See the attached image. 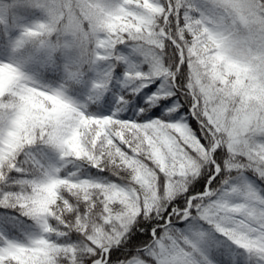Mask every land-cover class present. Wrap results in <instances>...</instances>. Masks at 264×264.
I'll list each match as a JSON object with an SVG mask.
<instances>
[{"label": "snow or ice", "instance_id": "snow-or-ice-1", "mask_svg": "<svg viewBox=\"0 0 264 264\" xmlns=\"http://www.w3.org/2000/svg\"><path fill=\"white\" fill-rule=\"evenodd\" d=\"M103 2L86 102L0 62V264H264V0Z\"/></svg>", "mask_w": 264, "mask_h": 264}, {"label": "clouds", "instance_id": "clouds-1", "mask_svg": "<svg viewBox=\"0 0 264 264\" xmlns=\"http://www.w3.org/2000/svg\"><path fill=\"white\" fill-rule=\"evenodd\" d=\"M15 7L6 9L7 16L22 9L37 10L39 19L24 26L12 43V51L21 57L17 65L36 59L54 61L63 58L62 70L67 79L82 77L86 67L96 64V48L103 31V0H3ZM85 22L88 27L85 28ZM35 30L38 35H30ZM22 69V68H21ZM26 76L36 81L32 75ZM37 82V81H36Z\"/></svg>", "mask_w": 264, "mask_h": 264}, {"label": "trees", "instance_id": "trees-1", "mask_svg": "<svg viewBox=\"0 0 264 264\" xmlns=\"http://www.w3.org/2000/svg\"><path fill=\"white\" fill-rule=\"evenodd\" d=\"M1 5L4 6V15L5 18H0V51L9 59L10 62L18 64L21 62V57L15 54L12 51V45H10V40L13 38L17 33V25L25 20L32 19L35 15H41V13L37 10H29L27 8L22 9L19 14H16L15 12L9 17L6 14V9L8 7H15L14 4H8L6 5L3 0H0ZM20 32H18L19 36ZM17 36V37H18ZM16 37V38H17ZM129 49H122V52L125 54L129 53ZM34 60H29L26 62H23L21 66L28 67L33 63ZM64 63L63 58L57 56V58L52 61L51 65L53 66V72L56 73V76H62L65 77V73L62 70V64ZM105 71V69L101 66H91L86 67L84 75L81 77L78 84L73 85L70 89L72 91V94L81 95L83 98V102H86V97L88 95L87 92H89V86L90 82L97 77V75L101 72ZM122 76V69H117L115 74V79L113 80V83L117 85L116 88L112 89L110 92H108L106 95H112L113 92H119L122 91L119 87V79ZM50 79V77H48ZM71 81V80H70ZM71 83V82H69ZM80 96V97H81ZM102 103V101H101Z\"/></svg>", "mask_w": 264, "mask_h": 264}, {"label": "rangeland", "instance_id": "rangeland-1", "mask_svg": "<svg viewBox=\"0 0 264 264\" xmlns=\"http://www.w3.org/2000/svg\"><path fill=\"white\" fill-rule=\"evenodd\" d=\"M41 15H35L32 19L30 20H25L22 23L18 24V32H21L24 26L31 25L33 22H35L37 19L40 18ZM0 18L4 19V6L1 5L0 3ZM18 34L11 38L10 40V45H12L13 41L16 39ZM0 62H10L9 59L0 51ZM52 61L45 60V59H36L33 61L31 65L28 67L21 66L22 70L25 71L26 73L30 74L33 76V78L47 86H52V87H58L61 85H66L68 87V94L72 96L75 99H78L80 102H83V98L81 95L77 94H72V91L70 90L73 85H76L79 83L80 79L77 80H71L67 79L62 76H56V73L53 72V66L51 65ZM50 77V79H48ZM71 82V83H69ZM88 93V92H87ZM81 96V97H80Z\"/></svg>", "mask_w": 264, "mask_h": 264}]
</instances>
